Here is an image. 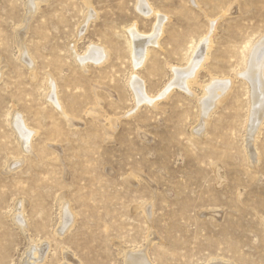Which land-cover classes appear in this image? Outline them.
I'll list each match as a JSON object with an SVG mask.
<instances>
[{
  "label": "rangeland",
  "instance_id": "rangeland-1",
  "mask_svg": "<svg viewBox=\"0 0 264 264\" xmlns=\"http://www.w3.org/2000/svg\"><path fill=\"white\" fill-rule=\"evenodd\" d=\"M34 1L0 0V264H34L32 241L49 245L35 264H126L144 249L151 264H264V117L249 141L240 75L264 39V0H144L148 13L140 0H89L90 19L86 0ZM160 19L135 65L128 29L151 36ZM207 39L190 92L165 91ZM93 43L108 59L81 64ZM133 72L151 102L138 103ZM213 78L231 82L203 119ZM61 201L75 219L64 235Z\"/></svg>",
  "mask_w": 264,
  "mask_h": 264
},
{
  "label": "bare ground",
  "instance_id": "bare-ground-1",
  "mask_svg": "<svg viewBox=\"0 0 264 264\" xmlns=\"http://www.w3.org/2000/svg\"><path fill=\"white\" fill-rule=\"evenodd\" d=\"M26 2L28 3L29 7H32L35 1L34 0H26ZM37 3L39 4V1H37ZM86 3L89 4V8H88L89 12L88 13H90V15L88 14L89 17H87V18L90 19V17H92V16L95 17V13L90 8L89 0H86ZM35 7H37V6H35ZM148 7L149 6L146 4V2L144 0H140L139 9H141L142 11H144L146 13L153 12ZM30 10H31V8H30ZM91 14H93V15L91 16ZM89 19H88V21H89ZM163 20H164V18H163ZM161 27L163 28L162 20L160 19L159 23L157 24V26L154 30V34L153 35L151 34V36H144L145 34L141 35L137 31L135 26H131L128 29L129 34L131 36V38H130V49H131V56H132L131 59H133V62L135 65L138 66V65L143 64L144 63L143 61L146 59V57L148 56V53H149L148 52L149 45L158 43V38L161 34V29H162ZM22 37H23V34H22ZM24 47L25 46H23V43L21 42L19 45V49H20V56L19 57H21V56L23 57V56L28 55V54L25 55L23 53V51H25ZM210 47H211V45H210L209 39H207L205 42H204V40H201L193 49V53L191 54V57H190L191 59L188 62V66H186L185 68H177V67L174 68L173 72L175 73V77L172 80L171 84H169V87L167 88V90H165V91L170 90V92H171L172 87L179 86V87L184 88L190 92V90H189L190 78L192 79L195 76V72L197 73L198 69H200V67L203 66L204 61L207 59V54L209 53L208 51H209ZM250 49H249V53H247V55L245 53V55H244V62L248 63V64H247L245 70L242 73H240V75H242L241 76L242 78L244 77L249 83H251L250 84L252 86L251 90H253L252 97L250 96L253 99V105H251V112L248 113V115L250 114V116H249L250 121H248V122H251V124H250V135L247 134V136L249 137V139H248L249 141L255 139L256 133H257V131L261 125V119L264 117V77H263V75H264V73H263L264 39L262 41H260L258 44H255V46H253ZM75 54H76V52H75ZM77 54L75 55L79 59L78 60L76 58L77 61H81L82 63L81 62L80 63L83 65H85L87 62L90 63L91 61L96 63V64H101V63H104L108 59L109 51L107 50V48H105L101 45H97V44L95 45L93 43L92 45L89 44V47H88L87 51L85 52V54H83V55H79V54L77 55ZM30 56L32 57V55H30ZM26 58H27V56H26ZM26 61H24V62H26ZM34 65L35 64L32 62L31 66L33 67V69H32L33 72L35 70ZM141 66H139V67H141ZM133 74H134V72H133ZM133 74H132L133 77L130 79L129 85L131 86V90L133 89L135 91L134 95H137L138 103L143 102V101H145L147 103L151 102L152 98L146 95L147 92L145 93V91H147V90L144 89V86H143L144 81H142L141 79H139V77H137L135 74L134 75ZM32 76L34 77L35 73L32 74ZM211 80H212L211 84L204 86V88L206 90L205 91L206 97L203 100H200L201 111H202V115L204 117L203 119L208 118V116L210 114L209 113L210 110L213 107H215L216 103L220 100V97L223 98V95L226 93L227 90H229L228 88H229V85L231 82L229 79L219 80V79L213 78ZM49 84H50L49 87H52L53 91H54V93L52 95H50L49 98L53 103L58 104L59 101H58L57 95H56V92H57L56 85L57 84L54 85V82H52L51 79H49ZM250 95H251V92H250ZM252 99H250V100H252ZM16 114H18V113H16ZM23 119L19 113L18 115H16L14 117L13 124H14V127L16 128L15 129L16 133L18 131L19 136L21 137V140L25 143L26 148L30 150L31 147L28 144L30 143L31 138H33L34 132L27 128L25 121H23ZM69 122L73 125L75 124V122L73 123V121L71 119L69 120ZM248 125H249V123H248ZM114 126H116V124ZM199 130H197V131H199ZM248 147H251V146H248ZM19 208H20L19 212L22 213L21 210L23 209V203L21 204V206ZM66 208H68L66 203L64 201H61V209H60L61 210V217H60L59 226L56 230V232L60 235H64L69 230V228L73 225L74 220H75L74 215H72L73 213H71V211L69 212L68 210H66ZM15 218H16V221L24 220V219H22L23 217H21V214H19V215L16 214ZM19 222L20 221H18V223ZM22 230L25 231V225L22 226ZM32 242H34V243H33V245L30 246L31 248H30L29 252L31 251V253H32L30 259L34 258V260L38 263L39 260L43 259L46 256L47 251L49 249V245L43 244L42 242H35V241H32ZM69 254H68V256H70ZM64 257H65V255H64ZM69 259H70V257L68 258V260ZM30 261L31 260H28V258H27V260H24L23 264H31ZM32 263H34V261ZM125 263L126 264H151V261L149 259V255L146 253L145 249L142 251H137V252H133V251L129 250V251H126V253H125Z\"/></svg>",
  "mask_w": 264,
  "mask_h": 264
}]
</instances>
